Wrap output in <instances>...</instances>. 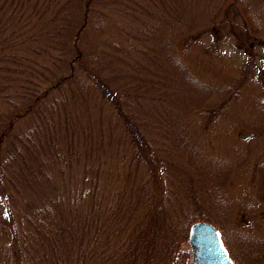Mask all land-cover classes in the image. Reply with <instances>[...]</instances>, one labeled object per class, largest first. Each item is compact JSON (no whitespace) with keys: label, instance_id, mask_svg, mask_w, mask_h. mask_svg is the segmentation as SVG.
<instances>
[{"label":"rangeland","instance_id":"rangeland-1","mask_svg":"<svg viewBox=\"0 0 264 264\" xmlns=\"http://www.w3.org/2000/svg\"><path fill=\"white\" fill-rule=\"evenodd\" d=\"M65 1L67 38L86 16L82 46L91 44L94 71L127 92L125 107L155 155L154 162L137 159L117 109L98 96L96 81L87 87L85 69L74 82L85 85L88 101H82L86 93L79 94L81 105L56 95L68 99L65 109L76 115L75 124L92 131L95 155L82 157L83 167L52 170V182L38 188L36 198L78 196L91 173L98 188L102 183L111 191L107 210L77 238L85 264H118L125 255L134 264H172L178 241H185L190 264L188 235L196 222L222 230L236 264H264V0ZM99 120L105 123L101 131ZM31 122L24 118L18 130L26 132ZM80 137L82 151L88 137ZM108 139L111 145L103 150L101 142ZM2 198L0 252L13 232L6 224L16 214ZM88 207V201L81 205L82 216ZM155 207L161 220L153 230L157 239L145 247L141 238L137 249H149L151 259L142 254L138 263L133 241L149 226ZM76 254L72 263L81 262Z\"/></svg>","mask_w":264,"mask_h":264},{"label":"trees","instance_id":"trees-1","mask_svg":"<svg viewBox=\"0 0 264 264\" xmlns=\"http://www.w3.org/2000/svg\"><path fill=\"white\" fill-rule=\"evenodd\" d=\"M60 2L0 0V196L5 207L16 212L6 224L13 232L5 244L7 247L0 252V264H85V255L77 245L78 239L98 221V212L103 214L107 210L111 191L107 193L102 183L98 188L99 180L95 173L84 178L86 189L78 196L63 194L47 199L39 195L40 198H36L38 188L47 187L52 182V170L57 169L62 174L74 163L83 167L81 158L95 155L90 140L94 137L92 131L78 127L74 122L76 115L72 116L65 109L68 99L75 105L77 102L81 105L79 94L86 93L82 101H88L89 92L85 85L74 82L79 69L86 70L87 87L96 81L98 96L117 109L120 121L129 132V139L135 143L137 159L154 162L155 155L139 129L141 125L132 119L129 107H125L130 104L126 100L127 92L115 89L110 84L112 79L107 80L94 71L91 44L89 49L82 46L86 16L81 18L80 28L67 38L68 7L65 0ZM89 3L86 2V7ZM59 92L61 96L69 97L67 101L56 96ZM29 116L32 122L27 131L18 130L19 123ZM95 125L99 131L105 129L103 121L99 120ZM81 134L88 137L82 151L77 148L81 146ZM103 140L102 137L100 141ZM110 140L101 142L103 150L111 145ZM152 172L158 180L156 171ZM34 187L37 192L32 189ZM32 200L33 206L27 204ZM158 200L155 199L156 204ZM86 201L89 202L88 213L82 216L79 208ZM159 212L157 207L150 210L149 226L142 228V233L140 231L133 241L137 246L134 258L138 263L142 254L147 260L151 259L149 249L144 253L143 249L137 250L142 246L138 243L143 238L145 247L153 246L157 239L153 230L157 231L161 224ZM2 237L6 239V232ZM184 243L178 241L175 244L172 264L189 263L190 251L182 248ZM76 252L81 262L72 263L70 255ZM119 263L134 264V261L125 255ZM89 264L96 263L92 261Z\"/></svg>","mask_w":264,"mask_h":264},{"label":"water","instance_id":"water-1","mask_svg":"<svg viewBox=\"0 0 264 264\" xmlns=\"http://www.w3.org/2000/svg\"><path fill=\"white\" fill-rule=\"evenodd\" d=\"M190 264H236L231 260L219 229L210 223L196 222L189 229Z\"/></svg>","mask_w":264,"mask_h":264}]
</instances>
